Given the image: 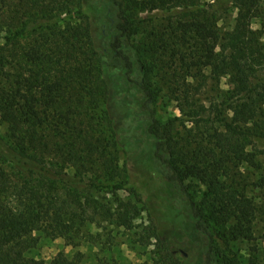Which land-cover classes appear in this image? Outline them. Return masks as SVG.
I'll list each match as a JSON object with an SVG mask.
<instances>
[{
	"label": "trees",
	"instance_id": "obj_1",
	"mask_svg": "<svg viewBox=\"0 0 264 264\" xmlns=\"http://www.w3.org/2000/svg\"><path fill=\"white\" fill-rule=\"evenodd\" d=\"M106 1L0 0V264H84L80 253L33 255L40 224L69 244L85 241L98 217L135 228L147 203L120 163L111 65L122 94H134L151 159L187 202L201 264H264L253 246L264 230L254 195L264 188V35L253 26L264 24V0ZM229 76L238 90L218 87ZM161 100L180 115L162 122ZM177 210L162 212L173 228ZM149 230L157 264H186Z\"/></svg>",
	"mask_w": 264,
	"mask_h": 264
},
{
	"label": "rangeland",
	"instance_id": "obj_2",
	"mask_svg": "<svg viewBox=\"0 0 264 264\" xmlns=\"http://www.w3.org/2000/svg\"><path fill=\"white\" fill-rule=\"evenodd\" d=\"M87 2L96 5L101 2L104 6L107 4L106 0H87ZM104 14V12L101 14V18L99 16L101 24L107 20ZM253 26L256 29L262 28L264 35V24L260 20H254ZM102 33L100 30L97 32L96 40L99 46L104 48L106 37ZM137 39L133 38L131 43H134ZM105 56L110 61V55L105 54ZM106 77L112 87L109 108L120 137V163L123 167L125 165L129 167L130 178L144 193L147 204L145 206L137 204L140 205L142 211L140 217L134 221L135 228L132 231L119 229L111 224L108 219L98 217L97 220L91 221L86 226L89 235L81 244H69L51 233L44 224H40L33 234L37 239V248L33 255L47 262H50L58 253L64 252L70 258L77 256L79 253L82 254L84 264H96L100 259L108 261L109 264H157L155 258L157 255V240L151 236L149 230V227L155 224L171 250L176 254H180L181 258L183 256L186 264H201L203 247L200 239H193L195 240L194 243L188 237L190 219L186 211L188 210L187 202L174 185L170 186L168 184L165 171L155 164L150 157V152L147 151L148 145H146V138L143 135L144 125L139 114L134 112L138 109L134 110V94H131L132 92L122 94V88L117 85L120 72L112 65L108 67ZM210 86L211 89L214 88L213 84ZM241 86L240 81L229 76L225 77L218 87L224 91H234ZM212 94L205 95V99L211 97ZM158 110L162 122L180 115L174 101L161 100L158 102ZM4 131L5 126L0 122V134ZM177 131L183 134V129L178 128ZM70 173L73 174L74 171H70ZM201 188L204 189L203 186ZM254 195L258 203H264V188L255 191ZM96 197L108 203L112 209L117 205V200L112 194L101 192ZM121 198L124 201L128 200L125 195H122ZM170 205L178 209L177 219L180 224L177 223L176 228H173L167 217L162 214ZM260 227L261 229L257 234L258 240L253 246L258 247L259 258L264 263V230L262 224ZM236 250L243 257L250 256L249 245L246 243L238 245Z\"/></svg>",
	"mask_w": 264,
	"mask_h": 264
}]
</instances>
